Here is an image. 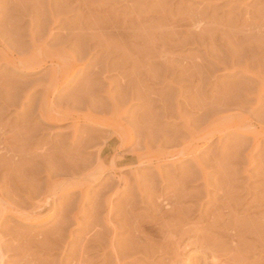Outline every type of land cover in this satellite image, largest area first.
Returning a JSON list of instances; mask_svg holds the SVG:
<instances>
[{"label":"rangeland","instance_id":"1","mask_svg":"<svg viewBox=\"0 0 264 264\" xmlns=\"http://www.w3.org/2000/svg\"><path fill=\"white\" fill-rule=\"evenodd\" d=\"M101 25L107 26L110 30L112 27L121 34V39L127 47V55H132L131 61L127 62L129 66H125L120 51L112 53L106 59V53L97 48L95 39L87 42L89 46L88 49L86 47L87 50L77 54L79 50L76 49H82L79 44H83L82 40L89 38L85 33ZM263 38L264 0H0V43L6 51L13 52L14 56L19 58H24V56L27 58L33 54L35 48L40 47L43 55L47 52L51 55H64L66 59L74 56L78 66L84 65V70L77 69L78 72L71 80L61 87L55 98L54 106L61 104L62 107L59 106L63 108L61 110H77L78 108L82 111L93 107L96 108V112L99 108H103L106 116H110L114 110V115L120 118L123 125L134 128L136 137L133 147L116 150L118 143L112 142L108 145L101 157L104 168L108 167L110 171L101 175L97 181L90 182L84 178L85 172L94 168V164L97 167L98 146L100 145V148L104 142H107V137L112 135L111 131L101 127L100 129L95 127L92 130L93 126H90V128L86 127L75 133L68 122L57 124L43 121L35 111L34 114L33 110L37 101L44 98H40L44 96V90L42 91L41 87L47 82L49 68L31 73L0 62V92L10 89L12 94L15 91L14 99L17 98L15 102L13 101L15 106L13 104L14 107H9L10 109H7L5 105L3 108V103L0 102V141L2 139L5 141V143L1 141L3 145L0 143V156L1 154H5L6 157L10 155V157L13 156V161L14 159L20 161H18L19 165L16 162L15 166L18 168L15 167V171L13 170L15 172L12 174L13 177L9 175L7 167L0 169V194L2 198H7L4 206L13 209L23 207L28 209L29 207L23 199L25 195L22 191L16 196L10 195L8 183L11 184L13 178L14 183L21 184V190L25 187L36 186L35 189H31L39 190V193L38 191L32 193L31 200L50 195L52 191L46 195L49 191L47 189L52 190L54 184L58 183L62 177H65L67 183L66 186L64 182L65 189L62 185L63 188L59 189L58 194L52 196L53 208L46 209L36 222L29 223L28 221L27 224V221L19 220L7 212L0 217V240L2 241V243L0 241V250L3 253L0 264H204L211 254L217 255L224 264H226L224 260L228 261V264H264V220L262 218L258 222L256 219L259 214L264 215V211L256 216L252 214L253 202L260 201V198L264 196L262 186L264 183L262 173L264 172V161H262L264 160V143L252 150L251 138H244L242 141V138L237 135L238 138H236L233 132L221 140L215 136L207 147L197 154V160L203 164L208 173L207 184L210 186L207 190L205 184L201 180L198 181L201 177L198 175L195 163L190 159L183 157L176 163L172 161L174 158L166 159L160 154V158L154 162L159 160L156 164L161 169L159 170L162 174L161 179L158 178L156 169L158 166L154 162L152 165L146 163L137 166V158L132 155L136 152L133 150L145 151L144 147L136 145L140 132L142 133L140 136L142 140L139 138L140 142L143 141L142 143L150 145L148 149L158 154L160 151L161 153L170 151L178 153L179 150L181 152L189 139L186 128L196 133L204 128L206 130H217L218 127L222 129L221 126L226 130L227 125H231L234 119L240 120L239 123L245 126L248 121L256 126L261 124L263 127ZM103 61L108 63L105 73L98 70V67L103 65ZM103 67L101 66L100 69ZM128 94L131 96L129 97ZM84 95L89 99H86ZM260 96L261 100H256ZM74 97L77 98H75L76 101H80L81 98L84 101H80L82 104L77 102L76 106L72 102H67L66 99L69 101ZM109 97L112 100H109ZM14 99L12 98L11 101ZM11 101L7 103L11 105ZM65 102L68 106L64 104ZM92 112L95 113V111ZM196 128L199 130L197 131ZM20 131H23L22 135ZM5 135L9 138L3 137ZM82 138H85L84 142ZM10 147H12L11 150ZM4 150L5 153H3ZM251 150L253 151L251 157L254 161L253 168L245 174L244 167L248 165L246 158ZM10 153H17L21 158L17 154L11 156ZM59 154L61 156L65 154L63 163ZM37 156L42 157V161H38L41 159ZM67 156L70 162L67 161ZM36 157L38 159H35ZM45 158L50 159L46 161ZM21 159L28 160L30 164ZM64 159L68 162L67 164H73V175L68 169H64L67 165ZM43 161L45 164L50 163L54 169L56 168L55 170H60L53 174L50 181H45L46 168L42 169L44 171L35 169L36 164L39 165ZM113 161H117V167ZM55 164H58V167H55ZM110 164L114 168H109ZM69 165L66 167L68 168ZM261 165L263 168L260 167ZM83 166L87 167L86 170ZM135 167L136 172L133 170ZM79 169L83 174L78 171ZM194 170L197 174L196 178L193 176L186 179L185 176L193 173ZM66 172H69L70 177ZM7 173L11 178L6 177ZM15 174L17 176L21 174L18 177L22 182ZM196 179L198 182L195 181ZM23 180L26 181L25 185ZM49 184L51 187L48 186ZM81 184L83 186H80ZM179 184L180 186L185 184L184 192L187 194V197L183 198L177 196L179 200L176 201L177 209L187 218H185L187 224L182 229L186 235L182 236V230L175 234L176 237L166 233L159 234L156 228L158 226L152 225V221L155 222L156 219L157 222V216L160 217L168 200L170 203L175 200L173 192L178 191L176 185ZM71 187L75 189L67 194H59L63 192L62 190ZM76 188H78L77 191ZM155 204L158 205L157 210ZM214 205H218L215 210ZM224 206L227 209L222 208ZM219 209L225 215L230 212L231 219L234 217L232 221L224 217L221 224L227 225L229 222L227 220H230L231 225L235 222L233 225L235 232L225 230L224 226H221V229H214L213 225H210L212 224L210 220L212 211ZM251 216L254 219H251ZM199 223L202 227H199ZM139 227L142 230L139 231L137 229ZM198 230L201 231L198 232ZM141 234L146 236L143 235V237ZM199 234L201 236H198ZM232 234L237 238L231 237ZM190 235L198 241L191 237L193 239L189 238L191 242L202 244L203 240V252L199 253L191 247L186 249L184 255L179 254V251L177 254L178 248L175 247L177 237L185 238L178 240L180 243L183 241L180 244L183 247L188 241L186 236L190 237ZM170 237L173 238L170 240L173 243L169 240L166 242ZM216 238L222 240L218 242ZM218 248L224 249L222 251L225 253Z\"/></svg>","mask_w":264,"mask_h":264},{"label":"bare ground","instance_id":"2","mask_svg":"<svg viewBox=\"0 0 264 264\" xmlns=\"http://www.w3.org/2000/svg\"><path fill=\"white\" fill-rule=\"evenodd\" d=\"M113 25V24H112ZM111 25V26H112ZM97 28L96 29H94V30H90V31H88V33L86 32L85 34L87 35V37H89V38H86V40H82V43L83 44H81L80 43V41L78 40V42L80 43L79 45H81V47L80 48H82V49H76V50H79V52L77 53V54H79V53H81V51H85V50H87L88 49V44H87V42L90 40H93V39H95L96 40V44H97V48H99V50L100 51H103V52H105L106 53V56H107V58L106 59H108V57L110 56V55H112V53H114V52H117V51H120L121 52V55H122V57H123V61H124V64H125V66L126 65H128L127 64V62H128V60L129 61H131L130 59V57L132 56H128L127 55V47H126V44L122 41V39H121V34L120 33H118L116 30H114V29H112V27H110L111 28V30L110 29H108L107 28V26H96ZM80 35L82 34V32L81 33H79ZM83 34H84V32H83ZM263 34V33H262ZM85 36V35H84ZM263 36V35H262ZM79 37V36H78ZM86 37V36H85ZM81 38V37H80ZM129 38V37H128ZM264 39V38H263ZM94 40V41H95ZM89 41V42H90ZM93 42V41H92ZM77 43V42H76ZM139 43V42H138ZM141 43V42H140ZM78 44V43H77ZM87 45V46H86ZM138 45H140V44H138ZM142 45V44H141ZM128 46H130L129 45V43H128ZM35 47V46H34ZM86 47H87V49H86ZM76 48V47H75ZM41 50L42 49H40V47L39 48H35V51L33 52V54L30 56V57H27V58H25V56H24V58H19V57H17L16 55V57L14 56V54H13V52H11L10 53V51L8 52V51H6L5 50V47H3V45L0 43V62H5L7 65H9V66H12V67H15L16 69H22V70H26V71H29V72H31V73H34V72H37V71H39L40 69H43V68H46V67H48L49 69H48V71H47V74H48V77H46L47 78V82H46V84H44V85H42V87L41 88H43L42 89V91L44 90V96H42V97H40V98H43L42 100H39V101H37V105L35 104V107H34V104H33V107H34V110H33V112L35 111L36 113H37V115L41 118V119H43V121L45 120V121H47V122H52V123H57V124H59V123H65V122H68L69 124H71V128L73 129V132H79V130H84L86 127H88V128H90V126L92 127V130L93 129H95V127H99V129H100V127L101 128H105V129H108V130H110L111 131V133H112V135H110L109 136V138L107 137V142H104L103 143V146L101 145V147L99 148V146H98V150H97V158H98V163H97V167L95 166V164L93 165L94 166V168H92V169H90L88 172L86 171L85 173V175H84V178L85 179H87V180H89L90 182H95V181H97L98 179H99V177H101V175H103V174H105V173H107L108 171H110V169H108V167L107 168H104L105 166H103V160H102V153H103V151H104V149L108 146V145H110L112 142H116V143H118V147H117V149L116 150H120V149H122V148H126V147H130V146H132L134 143H135V140H136V137H135V134H134V128L132 129L130 126H126V125H123L122 123H121V120H120V118H117L115 115H114V113L115 112H113L112 111V115L110 114V116H106L105 115V110L103 109V108H99L98 110H97V112H96V108H89L88 110H86V111H82V110H78V108H77V110L76 109H72V110H61V109H63V108H60V107H62L61 106V104H59V102H58V104H59V106L57 105V106H54V102H56L55 101V98H56V96H58L57 94H58V92H59V90L61 89V87H63V86H65V84H67V82L69 81V80H71V78L78 72V70L77 69H81V70H84V65H81V67H80V65L78 66L75 62V58H74V56H72V57H70L69 59L67 58L66 59V57L64 56V55H62V56H59V55H51L50 53L49 54H47V52H46V54L45 55H43L42 53H41ZM17 52V51H16ZM238 52H241V51H238ZM248 52V51H247ZM259 52V51H258ZM32 53V52H31ZM55 53V52H54ZM135 53H137V52H135ZM53 54V53H52ZM83 54V53H82ZM140 54V53H139ZM136 55V54H135ZM243 55V54H242ZM241 55V56H242ZM65 58H64V57ZM139 56V55H138ZM137 58V57H136ZM140 58V57H139ZM242 58H244V57H242ZM106 59H104V60H106ZM246 59V58H245ZM89 60V59H88ZM99 60V59H98ZM241 60V59H240ZM126 61V62H125ZM242 61V60H241ZM257 61V60H256ZM104 62V61H103ZM134 62H136V60L134 61ZM248 62V61H247ZM243 63V62H242ZM252 63V62H251ZM96 64H98V63H96ZM100 64V63H99ZM240 64V63H239ZM238 64V65H239ZM257 64V63H256ZM107 65H108V63H107V61L106 62H104L103 63V65H101V66H104L103 68H101L100 69V67L101 66H99L98 67V70L101 72V73H105L106 72V70H107ZM136 65V64H135ZM242 65V64H241ZM124 66V65H123ZM129 66V65H128ZM131 66V65H130ZM232 66V65H231ZM257 66V65H256ZM80 67V68H79ZM132 67H133V65H132ZM234 67H235V65H234ZM244 67H245V65H244ZM243 67V68H244ZM106 68V69H105ZM130 68V67H129ZM239 68V67H238ZM259 68V67H258ZM263 68H264V66H263ZM96 69V68H95ZM232 69V68H231ZM105 70V71H104ZM132 70V69H131ZM141 70V69H140ZM139 70V71H140ZM243 71V70H242ZM241 71V72H242ZM257 71V69L255 70V72ZM131 72V71H130ZM136 73V72H135ZM243 73H244V71H243ZM252 74L254 73V69H253V72H251ZM133 74V73H132ZM141 74V73H140ZM231 74V73H230ZM256 74H259V73H256ZM249 75V74H248ZM139 76V75H138ZM253 76H255V75H253ZM261 76V75H260ZM135 77V76H134ZM254 80V79H253ZM256 80H259V79H256ZM255 81V80H254ZM263 81H264V78H263ZM91 82V81H90ZM252 83V82H251ZM258 83V82H257ZM8 85V84H7ZM87 85V84H86ZM138 85V84H137ZM247 85V84H246ZM256 85V84H255ZM258 85V84H257ZM263 85V84H262ZM40 86V85H39ZM140 86V85H139ZM259 86V85H258ZM264 86V85H263ZM83 87V86H82ZM87 87V86H86ZM129 87V86H128ZM236 87V86H235ZM245 87V86H244ZM1 88V87H0ZM9 88V87H8ZM13 88V87H12ZM141 88H142V86H141ZM233 88H234V86H233ZM232 88V89H233ZM248 88H250V87H248ZM259 88V87H258ZM74 89H76V88H74ZM91 89V88H90ZM264 89V88H263ZM263 89H262V93H263ZM6 89H4V92L2 91V92H0V102H2L3 104H2V107L3 108H5V106H7V109H10L9 107H14L15 106V103H13V101L15 102L16 100L15 99H17V98H15L14 99V97L15 96H13V94H14V92H13V94L11 93V90L10 89H8V91H5ZM14 90V89H13ZM12 90V91H13ZM80 90V89H79ZM140 90V89H139ZM248 90V89H247ZM10 91V92H9ZM143 91V90H142ZM243 91H245L244 89H243ZM249 91V90H248ZM17 92V91H16ZM72 92V91H71ZM70 92V93H71ZM141 92V91H140ZM145 92V91H144ZM251 92V91H250ZM127 93V92H126ZM133 93V92H132ZM138 93V92H137ZM142 93V92H141ZM257 93V92H256ZM255 93V94H256ZM139 94V93H138ZM235 94L237 95V91H235ZM240 94V93H239ZM16 95V94H15ZM69 95V94H68ZM130 94H128V96H129ZM246 95H248V94H246ZM260 95V94H259ZM29 96V95H28ZM66 96V95H65ZM70 96H71V94H70ZM123 96H125L124 94H123ZM131 96V95H130ZM129 96V97H130ZM138 96V95H137ZM232 96H233V94H232ZM240 96V95H239ZM68 97V96H67ZM77 97V96H76ZM76 97H74V99L73 98H70V100L68 101V99H66L67 100V102L69 103V102H72L75 106L77 105V102H80V101H82L83 99V96H82V98H81V100L80 101H76L75 100V98ZM81 97V96H80ZM84 97L86 98V99H89V98H87L88 96H85L84 95ZM236 97V96H235ZM251 97H252V95H251ZM14 99V100H12L11 101V99ZM28 99H30L29 97H27ZM27 98H25V99H27ZM39 98V97H38ZM110 99L109 100H112L111 99V97H109ZM126 99H127V97H125ZM234 98V97H233ZM232 98V99H233ZM261 96L260 97H258L256 100H258V101H260L261 99ZM5 99H6V101H5ZM27 99V100H28ZM72 99V100H71ZM77 99V98H76ZM124 100L125 101V103H127L126 101L127 100ZM129 99V98H128ZM140 99V98H139ZM238 99V98H237ZM65 100V99H64ZM91 100V99H90ZM231 100V99H230ZM11 101V105L9 104V103H7V102H10ZM36 101V100H35ZM84 101V100H83ZM107 101V100H106ZM39 102V103H38ZM67 102H65L64 104H66L67 105ZM112 102H114V100L112 101ZM61 103V102H60ZM81 104H82V102H80ZM79 103V104H80ZM129 103V102H128ZM13 104H14V106H13ZM63 104V103H62ZM102 104V103H101ZM115 104V103H114ZM5 105V106H4ZM21 105V104H20ZM68 106V105H67ZM82 107H85V106H83V105H81ZM116 106V105H115ZM122 106V105H121ZM262 106V105H261ZM32 107V108H33ZM57 107V108H56ZM64 107H65V105H64ZM95 107V106H94ZM117 107V106H116ZM256 107V106H255ZM120 108V107H119ZM123 108V107H122ZM31 109V108H30ZM36 109V110H35ZM66 109H67V107H66ZM94 109V110H93ZM114 109V108H113ZM95 111V113L94 112H92V111ZM116 110V109H115ZM32 112V111H31ZM33 112H32V114H33ZM35 112H34V114H35ZM108 112V111H107ZM117 112V111H116ZM167 112V111H166ZM165 112V113H166ZM251 112V111H250ZM110 113V112H109ZM29 114V113H28ZM32 114H30V116L32 115ZM141 115V114H140ZM139 115V116H140ZM143 116V115H142ZM249 116V115H248ZM227 117V116H226ZM225 117V118H226ZM257 117H259V115L257 116ZM28 118H29V116H28ZM141 118V117H140ZM256 119H258V118H256ZM131 120V119H130ZM142 120V119H141ZM210 120V119H209ZM239 120V119H238ZM260 120V119H259ZM129 121V120H128ZM137 121H138V119H137ZM240 121V120H239ZM239 121H237L236 119H234L233 120V122L231 123V125L229 124V125H227L228 127L226 128V130L221 126V128L222 129H224V130H222V129H220V127H218L219 129H217V130H206L205 128L203 129V130H201V131H199V133H196V132H194V130H192V132L191 131H189L188 130V128H186V126H185V128H186V131H187V134L189 135V139H188V141L185 143V146L183 147V149H182V151L180 152V150H179V152L177 153V152H167V153H161V151L160 152H158V154L157 153H155V152H152V151H150L149 149H148V146H150V145H147L146 143H142V142H140V140H139V138L142 140V138L140 137L141 136V132H140V136L139 135H137V136H139V137H137L138 139V141H137V147H140V146H142V147H144L145 148V151L144 152H137V151H141V149L140 150H133V151H136V152H133V154L132 155H135L136 156V158H137V163H138V165L137 166H142V165H144V164H148L149 163V165L151 164L152 165V163L156 160V159H158V158H160L159 157V155L161 154V157H163V158H165L166 157V159L168 158V157H170V158H174V160L172 159V161L173 162H176L177 163V161H180V160H182L183 159V157L184 158H186V159H190L191 161H193L194 163H195V165H196V169L198 170V172H197V170H196V172L198 173V175H199V177H201V179L199 178V180L198 181H202L204 184H205V189L207 190V188H209L208 186H210V185H208L207 184V175H208V173H206V170L204 169V167H203V164H201L198 160H197V154H198V152L199 151H201V150H203V149H205L206 147H207V145H208V143L216 136V137H218V139L219 140H221L222 138H224L225 136H227V135H230V133H232L233 135L235 134V136L237 135L239 138H242V141H243V139L244 138H251L252 139V150H254V149H257V148H259L260 146H261V144L262 143H264V126L262 127V125L260 126H256V125H254V124H252V123H250V122H248V121H246L247 122V124H246V126L245 125H242V124H240L239 123ZM258 121V120H257ZM262 121V120H261ZM146 122V121H145ZM205 122H208V121H205ZM255 122V121H254ZM128 123V122H127ZM139 123V122H138ZM263 123V122H262ZM206 124V123H205ZM209 124V123H208ZM258 124V123H257ZM264 124V123H263ZM140 125V124H139ZM141 125H144V124H141ZM202 125V124H201ZM201 125H199V126H201ZM26 127V126H25ZM69 127V128H70ZM188 127V126H187ZM202 127H204V126H202ZM209 127V126H208ZM226 127V126H225ZM144 128V127H143ZM102 129V130H103ZM197 129V131L199 130L198 128H196ZM202 129V128H201ZM215 129V128H214ZM20 130V129H19ZM97 130V129H96ZM144 130H145V128H144ZM151 130V129H150ZM15 131V130H14ZM24 131V130H23ZM22 131V132H23ZM26 131V130H25ZM25 131H24V133H25ZM33 131V130H32ZM31 131V132H32ZM38 131V130H37ZM2 132V131H1ZM21 132V131H20ZM22 132L20 133L21 135H22ZM92 132V131H91ZM5 133V132H4ZM4 133H2V134H4ZM12 133V132H11ZM26 133H27V131H26ZM29 133V132H28ZM85 133V132H84ZM145 134V133H144ZM9 135H10V132H9ZM74 135V134H73ZM149 135V134H148ZM12 136V135H11ZM14 136V135H13ZM24 136V135H23ZM27 136V135H26ZM149 136H151V135H149ZM236 136V138H238ZM3 137H8L7 135H5V136H3ZM16 137V136H15ZM27 137H29V136H27ZM86 137V136H85ZM87 137H89L88 135H87ZM99 137V136H98ZM102 137V136H101ZM145 137V136H144ZM231 137H233V136H231ZM9 138V137H8ZM26 137H24V139H25ZM72 138V137H71ZM11 139V138H10ZM10 139H8V141L10 140ZM18 139V138H17ZM83 139V142L85 141L84 139L85 138H82ZM234 139H235V137H234ZM13 140V139H12ZM92 140V139H91ZM98 140V139H97ZM170 140H171V138H170ZM1 141H4L3 139L1 140ZM0 141V143L3 145L4 143H5V141H4V143H2ZM235 141H236V139H235ZM234 141V142H235ZM10 142V141H9ZM8 142V143H9ZM17 142V141H16ZM88 142V141H87ZM90 142H92V141H90ZM100 142V141H99ZM170 142H172V141H170ZM169 142V144H171ZM233 142V143H234ZM245 142V141H244ZM18 143V145H19V142H17ZM176 143V142H175ZM226 143V142H225ZM232 143V142H231ZM239 143V142H238ZM249 143V142H248ZM0 144V145H1ZM23 144V147H24V143H22ZM87 144H89V143H87ZM98 144V143H97ZM228 144V143H227ZM74 145V144H73ZM84 145V144H83ZM91 145V144H90ZM244 145V144H243ZM247 145V144H246ZM250 145H251V143H250ZM249 145V146H250ZM7 146V145H6ZM6 146H5V148H6ZM20 146H22V145H20ZM60 146V145H59ZM134 146V145H133ZM132 146V147H133ZM160 146V145H159ZM159 146L157 147L158 149H159ZM174 146V145H173ZM229 146V145H228ZM237 146V145H236ZM8 147V146H7ZM13 147V146H12ZM12 147H10V150H11V148ZM16 147V146H15ZM22 147V148H23ZM57 147V146H56ZM73 147V146H72ZM86 147V146H85ZM87 147H88V145H87ZM96 146H94V148H95ZM182 147V146H181ZM233 147H234V145H233ZM57 148H59V147H57ZM89 148V147H88ZM94 148H92V149H94ZM227 148V147H226ZM238 148V147H237ZM60 149V148H59ZM91 149V148H90ZM139 149V148H138ZM151 149V148H150ZM161 149V148H160ZM14 150V149H13ZM16 150H18V149H16ZM52 150V149H51ZM89 150V149H88ZM115 150V149H114ZM144 150V149H143ZM239 150V149H238ZM237 150V151H238ZM250 151V154L247 156V160H248V165H247V167H244L245 169H244V173L246 174L247 172H248V170L249 169H251V168H253V160L251 159V157H252V152L253 151ZM158 151V150H157ZM156 151V152H157ZM169 151V150H168ZM233 151V150H232ZM10 152H12V151H10ZM14 152H16V151H14ZM18 152V151H17ZM21 152H23V151H21ZM20 152V153H21ZM45 152V151H44ZM52 152V151H51ZM55 152V151H54ZM3 153H5V150L3 151ZM7 153V152H6ZM9 153V152H8ZM43 153V152H42ZM48 153V152H47ZM47 153H45V154H47ZM56 153V152H55ZM78 153V152H77ZM235 153H236V151H235ZM234 153V155H236ZM244 153V152H243ZM11 154V156L12 155H16V154H12V153H10ZM58 154V153H57ZM69 154V153H68ZM229 154V153H228ZM5 154H1V156H0V169H2V168H4V167H7L8 168V170H9V175H11L12 176V174H14L15 172H13V170L15 169V167H16V169L18 168L17 166H15V165H17V163H18V161H16L15 159H14V161H13V156L12 157H10V155L8 156V157H6V156H4ZM22 155V154H21ZM54 155V154H53ZM113 155V154H112ZM163 155V156H162ZM225 155V154H224ZM17 156L19 157L20 155H18L17 154ZM41 156H42V154H41ZM61 155L59 154V157H60ZM63 156H65V154L63 155ZM63 156H61L62 157V163H63ZM227 156V155H226ZM238 156V155H237ZM236 156V157H237ZM37 157H39V156H37ZM35 158V159H38V158ZM43 157H45V155L43 156ZM61 157H60V159H61ZM69 156H67L66 157V159H67V161H69L68 158ZM80 157V156H79ZM264 157V156H263ZM19 158H21V157H19ZM23 158V157H22ZM40 158V157H39ZM54 158V157H53ZM65 158V157H64ZM234 158H235V156H234ZM41 160H38V161H42V157L40 158ZM47 159H50V158H45L44 160H46L47 161ZM52 159V158H51ZM58 159V158H57ZM59 159V160H60ZM111 159V158H110ZM116 159H119V158H116ZM115 159V160H116ZM162 159V158H161ZM223 159H225V158H223ZM22 160V159H21ZM24 160L25 159H23L22 161L24 162ZM29 160H30V158H29ZM53 160V159H52ZM71 160V159H70ZM75 160V159H74ZM81 160V159H80ZM120 160V159H119ZM123 160V159H122ZM165 160V159H164ZM26 162L28 161V160H25ZM54 161H55V158H54ZM64 161H65V165L68 163V162H66V160L64 159ZM73 161V160H72ZM94 161V160H93ZM159 161V160H158ZM158 161H156V162H158ZM171 161V162H172ZM185 161V160H184ZM205 161V160H204ZM225 161V160H224ZM227 161V160H226ZM236 161V160H235ZM262 161H264V160H262ZM17 162V163H16ZM20 162V161H19ZM32 162V161H31ZM49 162V161H48ZM51 162V161H50ZM70 162V161H69ZM114 162V161H113ZM116 162L117 161H115L114 162V165L117 167V165H116ZM156 162H154V164H156ZM170 162V161H169ZM170 162V163H171ZM172 162V163H173ZM223 162V161H222ZM229 162V161H228ZM233 162V161H232ZM241 162V161H240ZM14 163H16V164H14ZM27 163H29V162H27ZM39 163V162H38ZM53 163V162H52ZM55 163V162H54ZM72 163V162H71ZM70 163V164H71ZM133 163H135V162H133ZM136 163V164H137ZM191 163V162H190ZM205 163V162H204ZM216 163V162H215ZM30 164V163H29ZM36 164V163H35ZM50 163H47V164H45V162L43 161V163H40L39 165H37L36 164V166H35V169L37 170H39V169H45L46 168V170H45V172H44V174H45V177H46V180L45 181H50V179H51V177L53 176V174L54 173H57V172H59L60 170H55L54 169V167L51 165V167H49L50 165H49ZM78 164V163H77ZM76 164V165H77ZM87 164V163H86ZM89 164V163H88ZM91 164V163H90ZM130 164H131V162H130ZM219 164V163H218ZM227 164V163H226ZM229 164V163H228ZM263 164V163H262ZM18 165H19V163H18ZM25 165V164H24ZM48 165V166H47ZM54 165V164H53ZM67 165H69V164H67ZM66 165V166H67ZM73 165V164H72ZM72 165H69L68 166V168L65 166V168L64 169H68L69 170V172L72 174V173H74V170L72 169ZM79 165V164H78ZM158 167H156V169L158 170V178H161V172L159 171V170H161L160 169V167H159V165L158 164H156ZM161 165V164H160ZM221 165V164H220ZM25 166H28V165H25ZM31 166H34V165H31ZM58 167V164L56 165L55 164V167ZM60 167H61V165H59ZM71 166V167H70ZM75 166V165H74ZM86 166V165H85ZM88 166V165H87ZM91 166V165H90ZM109 166H111V164L109 165ZM179 166V165H178ZM219 166V165H218ZM227 166V165H226ZM28 167H30V165L28 166ZM79 167V166H78ZM77 167V168H78ZM92 167V166H91ZM96 167V168H95ZM123 167V166H122ZM134 167V166H133ZM147 167V166H146ZM153 167H154V165H153ZM223 167V166H222ZM231 167V166H230ZM260 167H262V165L260 166ZM85 168H87V167H85ZM84 168V166H83V169H85ZM109 168H114L113 167V165L111 166V167H109ZM193 168V167H192ZM206 168V167H205ZM263 168V167H262ZM23 169H25V168H23ZM30 169V168H29ZM32 169H33V167H32ZM61 169V168H60ZM63 169V170H64ZM115 169H117V168H115ZM136 170V167L135 168H133V170ZM138 169V168H137ZM154 169V168H153ZM194 169V168H193ZM192 169V170H193ZM259 169V168H258ZM3 170V169H2ZM26 170V169H25ZM25 170H24V172H25ZM34 170V169H33ZM86 170V169H85ZM113 170V169H112ZM134 170V171H135ZM233 170V169H232ZM15 171V170H14ZM17 171V170H16ZM27 171V170H26ZM31 171V170H30ZM42 171H44V170H42ZM77 171V170H76ZM78 171H80V169L78 170ZM139 171V170H138ZM153 171V170H152ZM151 171V172H152ZM260 171H262V170H260ZM259 171V173L261 174V172ZM264 171V170H263ZM19 172V171H18ZM68 172V173H69ZM81 173H82V171H80ZM114 172V171H113ZM136 172V171H135ZM187 172V171H186ZM185 172V173H186ZM193 172V171H192ZM234 172V171H233ZM17 173V172H16ZM21 173V172H20ZM40 173H43V172H40ZM61 173H62V171H61ZM67 173V172H66ZM67 173V174H68ZM131 173V172H130ZM183 173V172H182ZM188 173V172H187ZM258 173V174H259ZM263 173V175H264V172H262ZM0 174H1V171H0ZM63 174V173H62ZM70 174V175H71ZM80 174V173H79ZM83 174V173H82ZM194 174V175H193ZM5 175V174H4ZM8 175V173H7V175H6V177L8 176V177H10ZM21 175V174H20ZM20 175H18V176H20ZM57 175V174H56ZM73 175V174H72ZM135 175L137 176V174L135 173ZM147 175H148V173H147ZM195 175H197L196 173H195V170H194V172L193 173H188L186 176H185V178L187 179V177H188V179L189 178H191V177H193V176H195ZM210 175V174H209ZM240 175H241V173H240ZM262 175V174H261ZM14 176V175H13ZM12 176V177H13ZM15 176H17V174H15ZM17 176V177H18ZM63 176H64V174H63ZM68 176H69V174H68ZM75 176V175H74ZM79 176H81V174L79 175ZM78 176V177H79ZM120 176V175H119ZM152 176V175H151ZM230 176V175H229ZM237 176V175H236ZM249 176V175H248ZM259 176V175H258ZM5 177V176H4ZM21 177H23V176H21ZM56 177H58V176H56ZM70 177V176H69ZM68 177V178H69ZM72 177V176H71ZM76 177V176H75ZM77 177V178H78ZM139 177V176H138ZM156 177H157V175H156ZM163 177V176H162ZM232 177V176H231ZM250 177V176H249ZM11 178V177H10ZM9 178V179H10ZM19 179H20V177H18ZM65 178V177H64ZM63 177L60 179V181L57 183L56 182V184H54V186L52 187V190H50V189H47V190H49L48 192H46V195H47V193H49L50 191H52L51 192V194L50 195H47V196H43V197H39L38 199H36V200H31L32 199V197L30 198V195L32 194V193H35V191H38V193H39V190H32L31 188H33V189H35V187H31V188H28V187H25V189H22L21 190V184L19 185V183H14L13 182V179L11 180L12 181V183L10 182V181H7V182H10L11 184H9L8 183V185H10V191H11V194L10 195H12V196H16L20 191H22L23 193H24V197H23V199H25V201L27 202V204H28V206L30 207H28V209H27V207L24 209V207L22 208V209H13V208H9V207H6V206H4V201H6V199H4V198H2V195L0 194V217L3 215V214H5L6 212L7 213H9V214H11L12 216H14L15 218H17V219H19V220H25V221H27L26 223L28 224V221H29V223L32 221H37V219L38 218H40L41 216H42V214L46 211V209H51V208H53V204H54V200L52 199V196H54L55 194H58V191H59V189L60 188H63V186L62 185H64V182H65V180L66 179H64ZM110 178V177H109ZM118 178H120V177H118ZM122 178V177H121ZM181 178V177H180ZM195 178H196V176H195ZM233 178H235V176L233 177ZM16 179V181H17V178H15ZM23 179V178H22ZM72 179V178H71ZM81 179V178H80ZM140 179V178H139ZM162 179V178H161ZM8 180V179H7ZM21 180V179H20ZM25 180V179H24ZM23 180V181H24ZM54 180H56V179H54ZM62 180V181H61ZM68 180V179H67ZM70 180V179H69ZM127 180V179H126ZM155 180V179H154ZM164 180V179H163ZM194 180V179H193ZM230 180H231V178H230ZM235 180V179H234ZM234 180H233V182H234ZM15 181V180H14ZM73 181V180H72ZM76 181H77V179H76ZM153 181V180H152ZM186 181V180H185ZM195 181H197V179L195 180ZM197 181V182H198ZM236 181V180H235ZM21 182H22V180H21ZM26 181H24V185L26 184L25 183ZM151 182V181H150ZM196 182V183H197ZM216 182H217V180H216ZM215 182V183H216ZM232 182V181H231ZM29 183V182H28ZM53 183H55V182H53ZM66 183V182H65ZM149 183V182H148ZM184 183V182H183ZM187 183V182H186ZM226 183V182H225ZM47 184H48V182H47ZM50 184H51V182H50ZM50 184L48 185V186H50ZM79 184V183H78ZM87 184V183H86ZM137 184V183H136ZM151 184V183H150ZM175 184V183H174ZM220 184H221V182H220ZM228 184V183H227ZM234 184V183H233ZM46 185V183L44 184V186ZM66 186H67V183L65 184ZM64 185V186H65ZM185 185V184H184ZM184 185H182V186H180V184L179 185H176L177 187L176 188H178V191H174L173 192V199H175L173 202H169V198H167V203H166V205H165V207L166 208H164V210L161 212V214H160V217L159 216H157L158 218H157V222H156V219H155V222H153L152 221V225H154V226H158V227H156L157 228V232L159 233V234H171L172 236L174 235L175 236V234L177 233V232H179L180 230H182L183 228H184V226L187 224V221H186V217H184V213L182 214L181 213V211L180 210H178L177 208L178 207H176L177 206V199H178V197L180 198H183V197H185L187 194H185L186 192H184ZM222 185V184H221ZM228 185H230V184H228ZM232 185V184H231ZM30 186H31V184H30ZM62 186V187H61ZM66 186L64 187V189L66 188ZM73 186V185H72ZM80 186H83L82 184L80 185ZM88 186V185H87ZM225 186V185H224ZM227 186V185H226ZM233 186V185H232ZM262 186L264 187V183L262 184ZM7 187V188H8ZM22 187H23V185H22ZM38 187V186H37ZM46 187V186H45ZM44 187V188H45ZM51 187V186H50ZM49 187V188H50ZM73 187H77V186H73ZM79 187V186H78ZM151 187V186H150ZM149 187V188H150ZM223 187V186H222ZM228 187V186H227ZM39 188V187H38ZM89 188V187H88ZM148 188V189H149ZM152 188H154V186H152ZM216 188H217V186H216ZM37 189V188H36ZM72 189H75V188H68V189H66V190H62L63 192H59V194H61V193H65V194H67V193H69V192H71L72 191ZM77 189L78 188H76V191H77ZM123 189V188H122ZM173 189V188H172ZM9 190V189H8ZM46 190V191H47ZM80 190V189H79ZM83 190H84V188H83ZM88 190V189H87ZM155 190V189H154ZM153 190V191H154ZM174 190V189H173ZM75 191V190H74ZM152 191V192H153ZM231 191V190H230ZM114 192V191H113ZM151 192V191H150ZM149 192V193H150ZM151 192V193H152ZM207 192V191H206ZM81 193V192H80ZM84 193V192H83ZM171 193V192H170ZM229 193V192H228ZM231 193V192H230ZM229 193V194H230ZM234 193V192H233ZM22 194V193H21ZM43 194V193H42ZM45 194V193H44ZM112 194V193H111ZM189 194V193H188ZM209 194V193H208ZM219 194H221V193H219ZM63 195V194H62ZM153 195V194H152ZM37 196H38V194H37ZM56 196V195H55ZM67 196V195H66ZM82 196V195H81ZM178 196V197H177ZM220 196V195H219ZM263 196V195H262ZM11 197V196H10ZM57 197H58V195H57ZM158 197V196H157ZM187 197V196H186ZM54 198V197H53ZM172 198V197H171ZM34 199V198H33ZM154 199V198H153ZM189 199V198H188ZM218 199V198H217ZM216 199V200H217ZM229 199V198H228ZM261 199H262V201H261ZM151 200V199H150ZM159 200V199H158ZM166 200V199H165ZM179 200V199H178ZM232 200V199H231ZM234 200V199H233ZM149 201V200H148ZM171 201V200H170ZM7 202V201H6ZM106 202V201H105ZM201 202V201H200ZM107 203V202H106ZM161 203V202H160ZM215 203H216V201H215ZM218 203V202H217ZM25 204V203H24ZM152 204V203H151ZM231 204V203H230ZM233 204V203H232ZM252 204V203H251ZM111 205V204H110ZM158 205H159V203H158ZM157 205V206H158ZM219 205V204H218ZM218 205H214L213 207H214V210H215V207L216 206H218ZM221 205V204H220ZM253 211H252V214L254 215V216H256V215H258L259 213H261L262 211H264V196L262 197V198H260V201H254L253 202ZM11 206V205H10ZM14 206V205H13ZM12 206V207H13ZM155 206H156V204H155ZM157 206H156V210H157ZM179 206V205H178ZM66 207V206H65ZM160 207V206H159ZM181 207V206H180ZM189 207V206H188ZM210 207V206H209ZM208 207V208H209ZM251 207V206H250ZM263 207V209H261ZM207 208V209H208ZM212 208V207H211ZM217 208V207H216ZM222 208H226L227 209V207H222ZM229 208V207H228ZM62 209H64V208H62ZM110 209V208H109ZM246 209V208H245ZM162 210V209H161ZM181 210H183V209H181ZM186 210V209H185ZM189 210H190V208H189ZM188 210V211H189ZM206 210V209H205ZM213 210V209H212ZM233 210V209H232ZM251 210V209H250ZM184 211V210H183ZM187 211V212H188ZM227 211V210H226ZM158 212V211H157ZM209 212H210V208H209ZM84 213V212H83ZM159 213V212H158ZM264 213V212H263ZM47 214V213H46ZM62 214V213H61ZM61 214H60V216H61ZM188 214H189V212H188ZM207 214V213H206ZM212 215H211V217H210V220H212V224H210V225H213V228L214 229H219L221 226H224L223 228H225V230H232V232L235 230V228L233 227V225L235 224V222L234 223H232V225L229 223L230 222V220H227V221H229L228 223H227V225L225 224V225H222V224H224V223H222L221 224V222H223V218L225 217L226 219L228 218H230L229 217V215H231V213L230 212H228V213H226V215L224 214V213H222L221 212V210L219 209V210H216L215 212L214 211H212V213H211ZM233 214H235V213H233ZM205 215V214H204ZM244 215V214H243ZM263 215V214H262ZM260 216V214H259V216H256V217H258V218H256L257 220H258V222H259V219H262L263 218V220H264V215L263 216ZM208 216V215H207ZM206 216V217H207ZM209 217V216H208ZM246 217V216H245ZM244 217V218H245ZM252 217V216H251ZM250 217V218H251ZM186 218V219H185ZM234 217H232V219H233ZM61 219V218H60ZM207 219V218H206ZM231 219V218H230ZM232 219H231V221H232ZM251 219H254L253 217L251 218ZM234 220H236V219H234ZM239 219H237V221H238ZM41 221V220H40ZM59 221V220H58ZM159 221V222H158ZM246 221V220H245ZM248 221V220H247ZM250 221V220H249ZM65 222V221H64ZM252 222V221H251ZM257 222V223H258ZM262 222V221H261ZM138 223V222H137ZM136 223V224H137ZM157 223V224H156ZM210 223H211V221H210ZM243 223V222H242ZM58 224V223H57ZM189 224V223H188ZM200 224V223H199ZM243 224H245V223H243ZM138 225V224H137ZM141 225V224H140ZM58 226V225H57ZM90 226V225H89ZM151 226V225H150ZM190 226V225H189ZM195 226V225H194ZM207 226V225H206ZM264 226V225H263ZM137 227V226H136ZM144 227V226H143ZM191 227V226H190ZM199 227H202L201 226V224H200V226ZM198 227V228H199ZM237 227V226H236ZM239 227V226H238ZM128 228H129V226H128ZM135 228V227H134ZM155 228V229H156ZM188 228V227H187ZM192 228V227H191ZM60 229V228H59ZM137 229H139V231H140V229L142 230V228H137ZM196 229V228H195ZM221 229V228H220ZM55 230V229H54ZM61 230V229H60ZM136 230V229H135ZM144 230V229H143ZM224 230V229H223ZM237 230V229H236ZM88 231V230H87ZM90 231V230H89ZM195 231V230H194ZM201 230H198V232H200ZM220 231H222V230H220ZM137 232H138V230H137ZM136 232V233H137ZM182 233V236H184V234L185 233H183V230L181 231ZM192 232V231H191ZM197 232V231H196ZM212 232V231H211ZM223 232H225L226 233V231H223ZM235 232V231H234ZM57 233V232H56ZM59 233V232H58ZM140 233V232H139ZM187 233V232H186ZM219 233V232H218ZM201 234H202V232H201ZM220 234H221V232H220ZM228 234V233H227ZM93 235V234H92ZM142 235V234H141ZM144 235V234H143ZM142 235V236H143ZM186 235V234H185ZM205 235H206V232H205ZM208 235H209V233H208ZM211 235V234H210ZM222 235V234H221ZM229 235V234H228ZM144 236H146V235H144ZM143 236V237H144ZM154 236V235H153ZM167 236V235H166ZM198 236H201L200 234L198 235ZM202 236H203V234H202ZM207 236V235H206ZM236 237V236H234V234H232L231 235V237ZM90 237H91V235H90ZM95 237H96V235H95ZM99 237V236H98ZM176 237V236H175ZM175 237H174V240H175ZM178 237H180V238H178ZM177 237V240L175 241V247L176 248H178V249H180V250H178L177 249V254H178V251H179V254H183L184 255V252H186V249H190L191 247L195 250V251H199V253L202 251L203 252V246H202V244H203V240H202V244L201 243H197L198 241L195 239V237H193V236H191L190 235V237L189 236H186L187 238H188V241H186L187 243L185 244V242H184V246L183 247H181V243L183 242V241H181V243L178 241L179 239L181 240V239H185V238H182L181 236H178ZM191 237H193L197 242L195 243L194 241H189V238H191ZM196 237H197V235H196ZM219 237H221V236H219ZM225 237V236H224ZM223 237V238H224ZM229 237H230V235H229ZM88 238V237H87ZM112 238V237H111ZM139 238V237H138ZM146 238V237H145ZM144 238V239H145ZM153 238V237H152ZM155 238V237H154ZM163 238H165V236L163 237ZM198 238V237H197ZM201 238V237H200ZM204 238V237H203ZM202 238V239H203ZM227 238V237H226ZM237 238V237H236ZM99 239V238H98ZM101 239V238H100ZM146 239H148V238H146ZM171 239H173L172 237H170L169 239L167 238V241L166 242H168V240H169V242H171V243H173L172 241H170ZM192 239V238H191ZM206 239H207V237H206ZM217 239V238H216ZM242 239V238H241ZM88 240V239H87ZM165 240H166V238H165ZM193 240V239H192ZM198 240H200V239H198ZM218 240V239H217ZM219 240H222L221 238L219 239ZM219 240H218V242H219ZM228 240V239H227ZM238 240V239H237ZM1 241V240H0ZM90 241H93V240H90ZM150 240H148V242H149ZM232 241V240H231ZM84 242V241H83ZM88 242V241H87ZM217 242V243H218ZM221 242V241H220ZM1 243H2V241H1ZM89 243V242H88ZM222 243V242H221ZM85 244V243H84ZM112 244V243H111ZM224 244V243H223ZM173 245V244H172ZM215 245V244H214ZM222 245V244H221ZM0 246H1V244H0ZM205 246V245H204ZM207 246V245H206ZM160 247V246H159ZM163 247V246H162ZM161 247V248H162ZM168 247V246H167ZM218 247H220L219 245H218ZM225 247V246H224ZM226 247H227V245H226ZM225 247V248H226ZM232 247V246H231ZM109 248V247H108ZM114 248V247H113ZM146 248V247H145ZM222 248H223V246H222ZM1 249V248H0ZM166 249V248H165ZM211 249V248H210ZM220 248H218V250H219ZM150 250V249H149ZM161 250H163V248L161 249ZM170 250V249H169ZM205 250V249H204ZM215 250H217L216 248H215ZM221 251L222 250H224V249H220ZM226 250V249H225ZM152 250H150V252H151ZM194 251V252H195ZM209 251V250H208ZM210 251H212V249L210 250ZM214 251V250H213ZM228 251H230V250H228ZM153 252V251H152ZM176 252H175V254H176ZM217 252V251H216ZM215 252V253H216ZM219 252V251H218ZM188 253V252H187ZM205 253V252H204ZM222 253H225V252H223L222 251ZM221 253V254H222ZM2 254L3 253H1V250H0V259L3 257L2 256ZM182 255V256H183ZM207 255V254H206ZM179 257V256H178ZM185 257V256H184ZM208 257V256H207ZM116 258V257H115ZM180 258V257H179ZM206 258V257H205ZM181 259V258H180ZM185 260V259H184ZM184 260H183V262H184ZM228 260V259H227ZM162 261V260H161ZM234 261V260H233ZM224 262H226V264H228V261H225L224 260ZM187 263V262H186ZM233 263V262H232ZM173 264V263H172ZM176 264V263H175ZM204 264H224L221 260H219L218 259V257H217V255H215V254H211V256H210V258H209V260H207V262H204ZM231 264V263H230ZM236 264H238V263H236Z\"/></svg>","mask_w":264,"mask_h":264}]
</instances>
